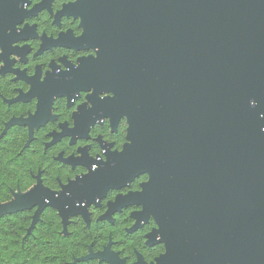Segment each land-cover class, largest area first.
I'll use <instances>...</instances> for the list:
<instances>
[{
	"label": "water",
	"instance_id": "95a60500",
	"mask_svg": "<svg viewBox=\"0 0 264 264\" xmlns=\"http://www.w3.org/2000/svg\"><path fill=\"white\" fill-rule=\"evenodd\" d=\"M27 0H0V42L24 13ZM98 61L45 84L37 121L51 93L72 99L100 85L112 92L103 110L128 121V144L107 153L87 181L52 193L38 183L18 195L12 210L48 207L87 219L86 208L139 175V194L122 207H143L133 230L149 215L164 243L156 264H264V0H80ZM84 119L76 130L84 133ZM73 164L94 165L84 156ZM11 207V206H10ZM126 264L108 247L82 260ZM135 264H145L141 258Z\"/></svg>",
	"mask_w": 264,
	"mask_h": 264
},
{
	"label": "flooded vegetation",
	"instance_id": "af4514ba",
	"mask_svg": "<svg viewBox=\"0 0 264 264\" xmlns=\"http://www.w3.org/2000/svg\"><path fill=\"white\" fill-rule=\"evenodd\" d=\"M80 0H27L24 13L19 21L3 35L0 42V141L11 129H16L26 135L24 148H28L37 135L43 143V153L47 151L53 155V160L68 169L69 178L61 184L58 191L64 192L79 181H87L99 166L108 161L106 154H119L128 144V121L125 116L119 117L116 126L112 127V116L103 114V110L93 113L95 108H103L106 99H112V92H100V85H91L88 90L75 92L72 99L59 93L47 96L44 117L37 121L40 113V99L45 84L52 77L61 74L78 72L83 66L98 61V49L88 38L87 43L82 39L89 35V28L83 12L76 6ZM89 121L83 135L62 134L76 130L82 121ZM124 131V143H120V136ZM123 138V137H122ZM44 140V141H43ZM117 144L119 148H117ZM63 147H60V146ZM84 156L94 165L66 163V161H82ZM149 181V175L143 174L134 178L127 186L108 190L98 204H91L86 208L87 219L76 213L68 217H79L87 225L93 221L114 223L115 220L127 219L131 226L126 229L127 234H133L147 226L150 230L144 235V245L148 249L162 246V254L150 261L135 252V260L128 263L118 252L117 254L126 264H135L141 258L145 264H156L157 260L166 254L164 243H150V235L158 230L153 217L149 215L146 223L133 230L138 220V214L143 207L130 204L114 211L110 219L104 218L119 197L142 192V187ZM61 217L59 209L54 208ZM68 223V222H67ZM64 225V223H63ZM67 225V224H66ZM64 225V226H66ZM101 253V252H100Z\"/></svg>",
	"mask_w": 264,
	"mask_h": 264
},
{
	"label": "trees",
	"instance_id": "16d2710c",
	"mask_svg": "<svg viewBox=\"0 0 264 264\" xmlns=\"http://www.w3.org/2000/svg\"><path fill=\"white\" fill-rule=\"evenodd\" d=\"M122 134L119 145L126 142L124 131ZM25 142L26 135L16 129H11L0 141V204L27 193L37 180L53 192L71 178L68 169L54 161L50 151L43 153L40 135L28 148H24ZM35 212L36 209H24L0 216V264H109L95 259L82 260L102 252L109 242H112V251L128 263L134 262L135 252L145 261L163 252L162 246L148 249L144 245V235L150 226L127 234L130 220H115L113 224L92 220L87 225L79 217H70L64 226L58 212L51 207L33 224Z\"/></svg>",
	"mask_w": 264,
	"mask_h": 264
},
{
	"label": "rangeland",
	"instance_id": "374dc122",
	"mask_svg": "<svg viewBox=\"0 0 264 264\" xmlns=\"http://www.w3.org/2000/svg\"><path fill=\"white\" fill-rule=\"evenodd\" d=\"M36 190H37V185L33 186L31 188V190H29L27 193L18 194V195H30V194L34 193ZM18 195H16V197ZM15 199H13L12 201L7 202V203L0 204V216L5 215L6 213H8V212H10L12 210V206L15 205ZM58 211H60V210H58Z\"/></svg>",
	"mask_w": 264,
	"mask_h": 264
}]
</instances>
